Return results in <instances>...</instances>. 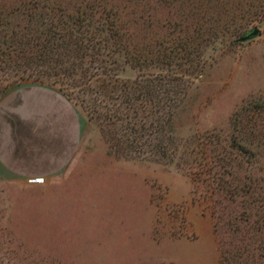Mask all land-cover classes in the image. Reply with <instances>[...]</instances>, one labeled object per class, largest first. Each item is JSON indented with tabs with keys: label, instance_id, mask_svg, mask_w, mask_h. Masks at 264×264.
<instances>
[{
	"label": "rangeland",
	"instance_id": "obj_1",
	"mask_svg": "<svg viewBox=\"0 0 264 264\" xmlns=\"http://www.w3.org/2000/svg\"><path fill=\"white\" fill-rule=\"evenodd\" d=\"M17 1L0 0V8L15 9ZM115 1L130 11L125 0ZM176 1L152 5V18L159 24L144 30L148 38L169 23H180L194 34L210 19H220L217 31H223V38L204 48V71L199 76L184 73L176 89L181 96L173 104L169 132L174 149L184 154L206 132H230L232 117L244 101H264V0ZM131 11L137 8L133 5ZM229 16L239 17L237 26L246 25L242 37L255 29L259 35L233 43L225 31L237 26ZM119 60L124 80L160 71L132 68ZM17 68L0 64V110L16 91H61L84 125L79 151L63 175L41 177L43 183L30 182L36 177L7 182L0 175V264H222L224 240L234 232L220 223L216 232L215 224L222 204L233 203L219 195L211 178L208 187L187 171L192 159L170 161L131 151L107 127L90 120L70 79ZM15 101L19 103V95ZM256 118L264 129V116ZM246 119L243 126L251 124ZM245 136L259 150L264 168V140L252 139L251 130ZM234 201L238 209L228 210L230 215L242 212L239 200ZM221 219L229 221L228 214ZM236 228L242 234L241 222Z\"/></svg>",
	"mask_w": 264,
	"mask_h": 264
},
{
	"label": "trees",
	"instance_id": "obj_2",
	"mask_svg": "<svg viewBox=\"0 0 264 264\" xmlns=\"http://www.w3.org/2000/svg\"><path fill=\"white\" fill-rule=\"evenodd\" d=\"M17 2L15 9L0 8V64L70 79L90 120L107 127L131 151L170 161L179 156L192 159L187 171L203 178L208 187L211 178L219 195L233 203L222 204L215 224L216 232L219 223L234 232L224 240L222 264H264V168L259 150L245 136L251 130L252 139L264 140V129L256 118L264 116V101H244L232 117L230 132H206L197 147L184 154L174 149L169 132L172 107L181 96L176 89L184 73L199 76L204 71L200 63L204 48L223 38V31H217L221 20H206L194 34L186 33L180 23H169L150 39L144 30L159 24L150 10L160 0L124 1L137 11H127L115 0ZM238 19L229 16L234 27ZM245 26L225 33L231 34L234 43ZM121 58L132 68L160 71L124 80L117 67ZM245 118L251 119L250 125L243 126ZM235 198L242 212L230 215L231 208L238 209L233 206L238 204ZM222 214H228L229 221L220 222ZM239 222L244 226L240 235L235 233Z\"/></svg>",
	"mask_w": 264,
	"mask_h": 264
},
{
	"label": "crops",
	"instance_id": "obj_3",
	"mask_svg": "<svg viewBox=\"0 0 264 264\" xmlns=\"http://www.w3.org/2000/svg\"><path fill=\"white\" fill-rule=\"evenodd\" d=\"M19 95V103L15 97ZM17 91L0 110V175L7 182L63 175L79 151L83 120L61 91ZM22 106H18V105Z\"/></svg>",
	"mask_w": 264,
	"mask_h": 264
},
{
	"label": "water",
	"instance_id": "obj_4",
	"mask_svg": "<svg viewBox=\"0 0 264 264\" xmlns=\"http://www.w3.org/2000/svg\"><path fill=\"white\" fill-rule=\"evenodd\" d=\"M259 35V31L257 29L253 30L252 32H250L249 34H247L246 36L242 37L240 40L242 42H245L253 37H256Z\"/></svg>",
	"mask_w": 264,
	"mask_h": 264
},
{
	"label": "built area",
	"instance_id": "obj_5",
	"mask_svg": "<svg viewBox=\"0 0 264 264\" xmlns=\"http://www.w3.org/2000/svg\"><path fill=\"white\" fill-rule=\"evenodd\" d=\"M31 183H43L44 179L42 178H35L30 181Z\"/></svg>",
	"mask_w": 264,
	"mask_h": 264
}]
</instances>
